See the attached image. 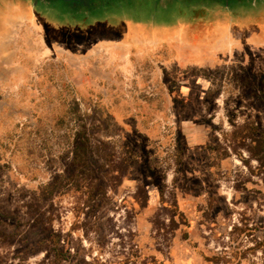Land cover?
Instances as JSON below:
<instances>
[{"label":"rangeland","instance_id":"374dc122","mask_svg":"<svg viewBox=\"0 0 264 264\" xmlns=\"http://www.w3.org/2000/svg\"><path fill=\"white\" fill-rule=\"evenodd\" d=\"M155 2L71 30L0 0V264H264V1L122 22L198 13Z\"/></svg>","mask_w":264,"mask_h":264},{"label":"flooded vegetation","instance_id":"af4514ba","mask_svg":"<svg viewBox=\"0 0 264 264\" xmlns=\"http://www.w3.org/2000/svg\"><path fill=\"white\" fill-rule=\"evenodd\" d=\"M23 3H25L28 8L37 15L41 20L45 21L46 24L53 26L55 29H81L83 28H93L97 25H101L104 23H101V21L95 22L96 15L98 14H105L108 15L110 13L111 8H116L117 3L120 0H19ZM151 0H142V8L144 10H147L144 6H148ZM224 0H157V3L155 2L156 7V13L160 11L159 14H169L172 16H175L176 14H180L182 16L188 17L189 14L193 13L195 15L196 12H198L194 19L191 21L186 20H179L175 24H172L170 22H162L159 21L155 16L151 17V20H148V22H144L145 24H142V21H135L133 19L129 21H122L127 22L131 24H137L140 26H146L152 30H164L168 28L167 30H172L178 28V26H183V28H191L192 26H195L193 24L196 20H200L202 22L206 23H212L217 25H227L229 27L237 26L238 24H241L239 18H230L232 17L231 11L229 10L228 6L222 5V2ZM255 1V0H254ZM264 1V0H262ZM157 4V5H156ZM135 5V4H132ZM135 6H139L138 3ZM58 8H62L61 16H63L62 20L59 19V17L53 15L58 11ZM202 14V15H201ZM205 14H210L213 16V19H202L198 18L199 16H204ZM264 12L261 13L263 15ZM104 15V16H105ZM260 15V16H261ZM66 16L71 18L73 23V26L69 27L67 24ZM65 19V20H64ZM235 19V20H234ZM247 20L251 18H245ZM146 20V19H145ZM72 23L71 21H69ZM95 22V23H94ZM94 23V24H92ZM106 23V22H105ZM108 23V22H107ZM186 23V24H185ZM192 23V24H191ZM207 25V24H206ZM82 26V27H80Z\"/></svg>","mask_w":264,"mask_h":264},{"label":"trees","instance_id":"16d2710c","mask_svg":"<svg viewBox=\"0 0 264 264\" xmlns=\"http://www.w3.org/2000/svg\"><path fill=\"white\" fill-rule=\"evenodd\" d=\"M249 141H251L253 144H255L257 146L258 151L255 152V153L252 150H248V151L251 153V155L254 158H257V160H259L260 159V157H259L260 154L264 153V135L261 137V139H255V138L250 137ZM87 153H88V149L86 147L84 149L80 150V154L77 155V159H75L77 164L80 163V162L84 163L85 158H83V156H85ZM84 173L85 172L82 171V170L79 171V174H81V175L84 174Z\"/></svg>","mask_w":264,"mask_h":264},{"label":"crops","instance_id":"0c3cea01","mask_svg":"<svg viewBox=\"0 0 264 264\" xmlns=\"http://www.w3.org/2000/svg\"><path fill=\"white\" fill-rule=\"evenodd\" d=\"M187 23V22H186ZM185 23V24H186ZM192 24V23H191ZM193 24H195V26H192L190 29L191 30H193V31H195V32H198L199 30H203V28L204 27H201V26H205V27H209L210 28V30H213V29H215V27L216 28H218V27H220V25H217V24H212V23H206V22H202V21H200V20H196ZM207 24V25H206ZM222 26V25H221ZM227 26V25H226ZM183 27H184V25L183 26H178V28H181V29H183ZM168 28H166V29H164V30H159L158 32H161V33H170L171 31H173V30H175V29H172V30H170V28H169V30H167ZM177 29V28H176ZM200 38V37H199ZM193 51H195V50H193ZM188 55H190V56H192V54L190 53V51H189V53H188ZM188 57L186 56V59H187ZM208 59H203L202 60V64H205L206 63V65H208V61H207ZM210 64V63H209Z\"/></svg>","mask_w":264,"mask_h":264}]
</instances>
